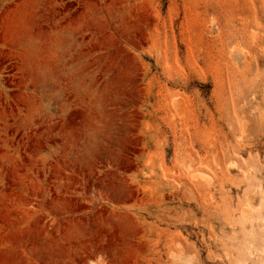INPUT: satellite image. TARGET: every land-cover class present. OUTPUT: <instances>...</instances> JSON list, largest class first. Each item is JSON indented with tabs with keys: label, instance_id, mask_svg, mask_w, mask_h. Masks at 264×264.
<instances>
[{
	"label": "rangeland",
	"instance_id": "obj_1",
	"mask_svg": "<svg viewBox=\"0 0 264 264\" xmlns=\"http://www.w3.org/2000/svg\"><path fill=\"white\" fill-rule=\"evenodd\" d=\"M0 264H264V0H0Z\"/></svg>",
	"mask_w": 264,
	"mask_h": 264
}]
</instances>
